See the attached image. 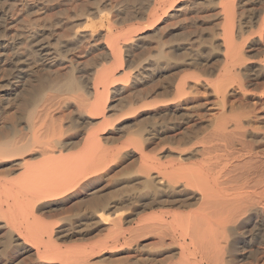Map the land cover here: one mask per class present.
Listing matches in <instances>:
<instances>
[{
	"label": "bare ground",
	"instance_id": "6f19581e",
	"mask_svg": "<svg viewBox=\"0 0 264 264\" xmlns=\"http://www.w3.org/2000/svg\"><path fill=\"white\" fill-rule=\"evenodd\" d=\"M260 100L264 0H0V115L15 119L0 126V264L263 258ZM135 150L112 203L102 173ZM67 204L76 220L39 219ZM99 226L111 244H66Z\"/></svg>",
	"mask_w": 264,
	"mask_h": 264
},
{
	"label": "rangeland",
	"instance_id": "374dc122",
	"mask_svg": "<svg viewBox=\"0 0 264 264\" xmlns=\"http://www.w3.org/2000/svg\"><path fill=\"white\" fill-rule=\"evenodd\" d=\"M61 1H64V0H61ZM114 1H121V0H114ZM42 8V9H41ZM108 11V10H107ZM55 13V14H54ZM107 14L108 13H106L105 15L107 16ZM37 17H40L41 19H40V22H39V24H41V25H45V26H50V25H52V20H55V18L56 17H54V16H56V10H52V3L50 4V6L48 5V7H46V6H41L40 7V10L37 12V15H36ZM108 16H110V15H108ZM39 19V18H38ZM39 21V20H38ZM189 72V71H188ZM186 73V75L188 76V77H192V78H196V76H198L199 75V73L196 71V72H194V70L193 71H190L189 73ZM196 73H197V75H196ZM192 80V79H191ZM197 87V88H196ZM196 87H195V91H194V95H196V96H194L193 95V97H195V100H194V102H193V105L195 106V104L197 105L198 104V102L199 101H197V100H200L201 101V103L203 102V101H206V97L208 98V95H207V92H205V88L202 86V85H199V84H196ZM198 98V99H197ZM197 99V100H196ZM209 107H212V108H210V109H216V107H213V105L211 106H209ZM209 107H208V109H209ZM8 109V110H7ZM257 111V112H256ZM4 114L2 113L1 115H0V126L2 127V124H5L6 125V123L8 124L9 123V121L11 122V121H13V120H15L14 118L12 119V114L10 113V112H13V111H10V108H6L4 111ZM6 112V113H5ZM214 114H213V113ZM211 113H209V116H211L210 118H212L214 115H215V110L214 111H212ZM255 112L257 113V117L259 118H257V121H258V124L259 125H256V129H257V131L262 135V139H261V141L256 145V143L254 144L253 143V155L255 154L257 157H258V159L263 163V165H264V162H263V159H264V101H258L257 103H256V110H255ZM211 114H213V116L211 115ZM200 116V119H202V120H204V118H203V116H201V115H199ZM216 116V115H215ZM10 117V118H9ZM217 117V116H216ZM4 120V121H3ZM1 122H4V123H1ZM4 126V125H3ZM259 126V127H258ZM263 140V141H262ZM126 140L125 139H123L122 140V142H120V140L118 141V142H116V144H115V146H122V145H120V144H123L124 142H125ZM124 152H126V151H124ZM138 152V153H137ZM151 153V152H150ZM139 151H136L135 150V152H133V153H131V154H129L128 156H126L125 158L124 157H122V159L120 160V159H114V163L115 164H113V162H110V165H108V168L106 169L107 171L106 172H103L102 173V177H101V180H100V182H99V184H98V187L99 188H97L99 191H101V192H98L100 195H107V198H112V203H114V202H116V200L118 201L119 200V198H121V197H125L126 195H128V193H129V190H130V187H129V184H127V183H125L126 181H127V179H130V178H132V177H134V175H136V173L134 174V172L136 171L135 170V168H136V166H137V160H138V156H139ZM148 154V153H147ZM162 156V155H161ZM128 157V158H127ZM137 157V158H136ZM136 158V159H135ZM133 160V161H132ZM127 162H129V163H127ZM130 162H131V164H130ZM133 162V163H132ZM125 164V165H124ZM118 165V167H116ZM134 165V168L132 167ZM125 167V169H124V167ZM127 166V167H126ZM132 167V168H131ZM111 168V169H110ZM121 168H123V170L124 171H118L119 169H121ZM127 168V169H126ZM109 169V170H108ZM125 170L127 171V173H125ZM134 170V171H133ZM263 171H264V166H263ZM116 172V173H115ZM123 172V173H122ZM131 173V174H129V173ZM126 174V175H125ZM1 176H0V180H4V179H6V176H5V174H4V177L2 176L3 174H0ZM110 176V177H109ZM1 177H3V179H1ZM14 177V176H13ZM109 177V178H108ZM125 177V178H124ZM119 181V182H118ZM127 184V185H126ZM120 187V188H119ZM122 187H124L123 189L124 190H126V191H122ZM126 187V188H125ZM102 189V190H101ZM118 191H119V193H118ZM128 191V192H127ZM122 192V193H121ZM123 192H124V195L125 196H122L123 195ZM126 192V193H125ZM115 193H117V197H115L116 196V194ZM110 194H112L111 196H109ZM122 194V195H121ZM119 197V198H118ZM111 201H109V202H111ZM70 204H67V205H65L64 207H63V209H60L59 211L57 210V211H43L42 212V214L40 215V213H39V215H40V217H39V219H41V221L45 224V225H47V223H48V225L47 226H49L50 227V225H51V227H52V225L54 226H62V225H64L65 224V220H66V216L67 215H69V216H67V218L69 217V219H72V220H76L75 218V216H76V213H77V211H75V209L74 208H72V206L70 205ZM67 207V208H66ZM167 210H168V212H170V211H173V210H176V209H173V210H171V209H165V210H163V212L165 211V212H167ZM170 210V211H169ZM63 211V212H62ZM67 212V213H66ZM74 212H75V214H74ZM106 212H110V211H106ZM153 212H160V211H152V210H149V211H146V212H144L143 213V215H147V216H149L148 214H153ZM162 212V211H161ZM54 213V214H53ZM60 213V214H59ZM69 213V214H68ZM126 213H128V212H126ZM63 214H67V215H63ZM107 214V213H106ZM78 215V214H77ZM110 215L111 216H113L112 215V213L110 214L109 213V217H110ZM142 215V216H143ZM64 216V217H63ZM75 218H74V217ZM141 216V215H140ZM61 217V218H60ZM108 217V218H109ZM63 218V219H62ZM107 218V219H108ZM113 217H110L109 218V220L110 219H112ZM60 220V221H59ZM71 220V221H72ZM46 222V223H45ZM56 222H58V223H56ZM53 223V224H52ZM55 223V224H54ZM63 223V224H62ZM109 225V223H107L104 227H106V226H108ZM103 226H99V230L97 231L98 233L96 234V233H94L93 234V237H89L90 239H88V240H81L82 238L81 237H77L76 238V236L75 237H73V239L71 238V241H72V243H70L69 241H66L67 243L66 244H72V246L73 245H75V246H77L80 242L82 243V244H85V245H92V244H95V243H97V242H103V243H105V241L106 242H108V244H111L112 243V237H110V234L107 232V229L105 230V228H104ZM109 227V226H108ZM102 228H104V229H102ZM109 229V228H108ZM100 231V232H99ZM102 231V232H101ZM110 232V231H109ZM96 234V235H95ZM109 234V235H108ZM80 238V239H79ZM75 239H76V241H75ZM78 239V240H77ZM81 240V241H80ZM90 240V241H89ZM85 242V243H84ZM77 244V245H76ZM81 244V245H82ZM80 244H79V246H81ZM84 246V245H83ZM153 248H154V246H153ZM153 251V250H152ZM240 254H242V253H240ZM123 257V258H119V257ZM126 257V258H125ZM145 256H143V258H144ZM120 259V260H119ZM124 259V260H123ZM126 259V260H125ZM244 260L245 259H240V258H238V259H236L235 260V262H233V264H256V262H258L257 264H261L262 262V264H264V257L262 258L261 256H259V258H258V260L256 261V262H254L253 261V259H249V260H245L246 262H244ZM261 260V261H260ZM129 261V259L127 260V254H125V253H113V252H111V251H109V252H106L105 254H104V256H103V261L100 263V264H135V263H133L132 261L130 262H128ZM253 261V262H252ZM140 264H147V261H143V262H141Z\"/></svg>",
	"mask_w": 264,
	"mask_h": 264
}]
</instances>
